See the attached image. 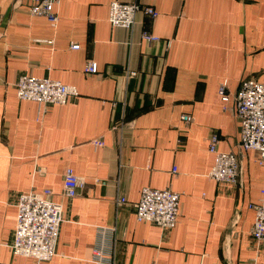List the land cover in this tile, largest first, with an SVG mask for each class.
<instances>
[{"label": "crops", "instance_id": "1", "mask_svg": "<svg viewBox=\"0 0 264 264\" xmlns=\"http://www.w3.org/2000/svg\"><path fill=\"white\" fill-rule=\"evenodd\" d=\"M16 1L0 0V262L37 264L12 251L16 204L23 192L52 189L65 221L43 264H264L250 206L263 197L264 167L239 147L234 109L244 78L264 83V0H120L158 11L140 12L133 29L109 21L115 0H60L56 26L28 11L31 0ZM89 61L98 72L86 73ZM25 74L80 94L64 104L20 99ZM213 131L218 148L239 157L237 185L209 175ZM68 167L87 179L73 198L61 194ZM146 186L181 193L173 229L137 220Z\"/></svg>", "mask_w": 264, "mask_h": 264}, {"label": "built area", "instance_id": "2", "mask_svg": "<svg viewBox=\"0 0 264 264\" xmlns=\"http://www.w3.org/2000/svg\"><path fill=\"white\" fill-rule=\"evenodd\" d=\"M28 11L32 15L44 16L52 25L59 21L57 5L60 0H31ZM17 4L21 0L16 1ZM144 12L151 17H157L158 11L153 5H141L135 2L112 1L110 4L109 21L113 27L133 29L137 24V15ZM142 37L150 41H158L160 37L148 31H143ZM52 43L53 41L49 40ZM73 42L72 48H79ZM88 74L98 72V64L89 61L85 67ZM136 74L130 71L128 76ZM17 95L20 99L36 100L44 105L64 104L79 96L80 92L74 85L64 84L50 77H35L22 75L17 83ZM219 95L227 103L231 93L227 80L221 82ZM234 109L240 122L239 147L254 150L258 163L264 167V83L254 77L244 78L234 95ZM46 109V107H45ZM185 123L193 121L192 115L184 113ZM97 146L104 145L99 137L92 141ZM219 134L213 131L210 136L209 149L215 154V164L209 175L223 184L237 185L240 181V160L234 151H221L218 148ZM176 172V169L174 170ZM61 191L62 196L73 198L86 187L87 179L78 175L72 168H66ZM125 199L122 198L121 202ZM181 193L167 187L154 188L146 186L141 191V198L136 203V217L139 221H150L163 230L175 227L181 212ZM18 221L14 230V240L11 244L15 255H23L35 259L37 264L49 261L57 252V243L62 223L65 221L64 207L54 200V191L45 189L42 192L30 190L19 195L17 201ZM255 211L252 236L257 243H264V190L259 202L250 205ZM98 262L104 254L97 250ZM0 264H9L0 262Z\"/></svg>", "mask_w": 264, "mask_h": 264}]
</instances>
